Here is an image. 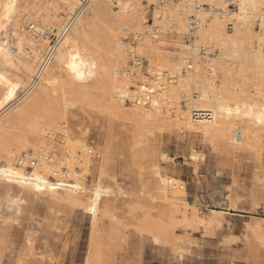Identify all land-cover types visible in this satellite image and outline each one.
<instances>
[{"label": "bare ground", "instance_id": "1", "mask_svg": "<svg viewBox=\"0 0 264 264\" xmlns=\"http://www.w3.org/2000/svg\"><path fill=\"white\" fill-rule=\"evenodd\" d=\"M81 1L7 0L3 7L0 95L7 91L2 89L5 86L12 92L8 91L7 99L0 102V181L15 185L26 196H47L51 203L64 202L86 210L91 227L99 214L108 217L110 211L101 207V201L113 190L102 183V165L97 180L90 186L86 183L94 157L86 139L87 130L73 136L65 123L68 109L84 105L81 99L99 90L107 97V109L133 125L131 139L136 145L145 130H162L167 120L179 132L199 133L207 143L218 142L232 150L253 149L263 143L264 0H235V9H228L226 0H148V5L154 6L152 24L145 19L148 5L144 0H89L68 24ZM61 13L67 14L66 22ZM192 16L200 24L193 32ZM27 20L32 22L27 25L30 29L25 28ZM226 21L232 25L231 32L225 30ZM152 26L157 27L160 36L151 30ZM123 31L136 34V54L145 57L157 75L165 70L177 75L159 98L151 95L147 105L132 101L137 81H148L152 90L158 83L155 87L154 80L139 70L120 74V68L127 66L126 51L131 48L130 43L122 42ZM166 31L180 35L174 40L172 56L162 52ZM45 33L58 35L53 48ZM186 34L191 39L181 41ZM200 47H211L218 54L203 60ZM49 49L50 57L31 84ZM192 111H198L195 118ZM203 111L210 112L211 119H203ZM23 156L34 160L30 170L26 160L19 163ZM138 170L142 176L143 168ZM154 171L160 198L149 191L146 195L181 213V227H203L204 235L220 224L223 211L211 208L209 214L200 216L186 200L183 181L161 168L158 171L154 167ZM146 214L135 228L150 231L154 241L167 239V227ZM261 229L260 224L252 226V236L264 237Z\"/></svg>", "mask_w": 264, "mask_h": 264}, {"label": "rangeland", "instance_id": "2", "mask_svg": "<svg viewBox=\"0 0 264 264\" xmlns=\"http://www.w3.org/2000/svg\"><path fill=\"white\" fill-rule=\"evenodd\" d=\"M6 1L0 0L1 17H4L1 14ZM143 3L148 5V0ZM153 7L152 4L147 6V24L153 23ZM23 14L21 12V17ZM61 14L66 22L67 14ZM29 23L31 20L25 22V28L29 29ZM227 23L224 24L225 30L231 32L232 25ZM155 28L152 26L151 30ZM166 32L162 35L166 40L162 52L172 56L174 40H179L180 35ZM123 33L122 42L127 44L132 38L129 32ZM56 35L45 33L43 36L49 37L50 44ZM186 39H189V34L180 40ZM7 88L10 87L2 88L7 91L0 95V102L12 92ZM101 92L89 93L93 96L81 99L84 105L68 109L65 123L73 136L87 130L86 139L94 157L91 171L86 174V183L90 186L97 180L102 165V183L113 190L101 201V207L110 211L108 217L99 214L93 228L86 210L64 202L51 203L47 196H26L15 185L0 181V264H200L204 255H214L220 252L219 248L233 251L238 246L246 261L264 264V237L254 238L251 233V227L260 224L264 235V139L253 149L242 147L232 150L218 142L207 143L199 133L179 132L170 120H163L162 130L155 127L145 130L136 145L131 139L133 125L107 109V97ZM89 102L94 104V109L91 104L88 106ZM213 158L226 159L233 166L234 176L226 192L233 196L230 207H238L239 210L231 211L234 214H223L219 218L220 226L203 235V227L193 230L181 227L178 222L181 213L171 211L169 206L148 197L146 192L160 198L154 167L158 171L161 168L166 174L183 181L186 200L192 203L195 196L212 189L206 180L201 181L203 170L200 165L206 160L208 165L212 164ZM139 167L143 168L142 176ZM200 202L201 205L192 204L203 217L206 216L207 205L201 199ZM143 214L165 225L169 231L168 238L154 241L150 231L136 229L137 221L145 217ZM149 224L147 226L150 227ZM232 234L239 237L233 238Z\"/></svg>", "mask_w": 264, "mask_h": 264}, {"label": "built area", "instance_id": "3", "mask_svg": "<svg viewBox=\"0 0 264 264\" xmlns=\"http://www.w3.org/2000/svg\"><path fill=\"white\" fill-rule=\"evenodd\" d=\"M160 3H163V0H159ZM89 2V0H82L81 1V6L77 8L76 12L72 15V17L70 18L68 24H70L73 20V18L75 17V15H77L81 9L87 5ZM226 5H227V8L228 9H235L236 7V1L235 0H226ZM199 21L196 20V17L195 16H192L191 19H190V27H191V32H193V30L197 29L199 27ZM30 29V28H29ZM153 32H155L156 34H158L157 32V28H155L153 30ZM128 35L130 36V38H132L130 41H129V45L131 48H128L126 53L127 55L129 56V58L127 59V66L126 67H123L121 70H120V74L121 75H127L129 74V72H133V71H136V70H139L141 71L144 75L146 76H149L150 79H153L154 80V85L156 83H158V87H156L155 85V89L152 90V86L150 85V83L148 81H143V82H140V81H137V86H138V89L136 90V92L133 94V98H132V101L136 104H142V105H147L148 104V100H149V97H151V95H154V96H157L158 98L160 97V95H162L163 93V90L165 89L164 87L167 85V84H170L172 82H175L176 79H177V75L174 74H170L168 71H163L162 75H157V70L152 67V66H149L147 60L141 56H139L138 54H136V51H135V40H134V33H128ZM58 35L55 36V38L51 41V43L49 44L50 48H53V46L57 43L58 41ZM189 39H191V35L189 34ZM50 52L51 50L49 49V52L45 55L44 57V60L43 62L40 64V67L38 68L37 70V73L35 74L31 84L38 78L41 70H42V67L43 65L45 64V62L48 60V58L50 57ZM198 52H199V56L200 58H202L203 60L204 59H207V57H211V56H214V55H217L218 52L217 50L215 49H212L211 47L210 48H206V47H200L198 49ZM185 72V70L183 71ZM126 102H130V100L128 98L125 99ZM202 113V117L204 116L203 119H211L209 117H211V114L210 112L208 111H203V112H200ZM191 116L193 118H195L197 115H198V111H192L191 112ZM202 119V118H201ZM49 157H52V152L48 154ZM24 160H26V168L27 170H30L34 164V160L31 159V158H25V156H23L22 159L19 160V163H22ZM185 187V185H184Z\"/></svg>", "mask_w": 264, "mask_h": 264}, {"label": "crops", "instance_id": "4", "mask_svg": "<svg viewBox=\"0 0 264 264\" xmlns=\"http://www.w3.org/2000/svg\"><path fill=\"white\" fill-rule=\"evenodd\" d=\"M206 161L204 164L200 165L201 171L203 170L201 181L203 182L206 180L212 189L205 190L203 194L195 196L192 203L201 205L200 199L203 203L205 202V205H207L206 215L209 214L211 208L223 211L224 214H234L232 212L239 209L238 207L237 209L230 207L233 196L229 194V192H226L234 176L233 166H230L229 161L226 159L213 158L212 164L210 163V165H208ZM229 198L231 201H229ZM192 203L190 204L193 205ZM231 237L237 238L239 236L232 234ZM239 248L241 247L238 246V248L233 251L219 248L220 252L214 255H204L200 264H260L258 261L256 262L254 260L246 261V256L242 255L241 249L239 250Z\"/></svg>", "mask_w": 264, "mask_h": 264}]
</instances>
